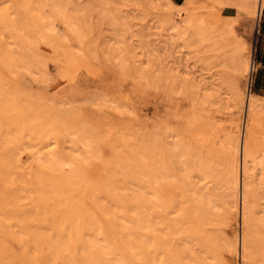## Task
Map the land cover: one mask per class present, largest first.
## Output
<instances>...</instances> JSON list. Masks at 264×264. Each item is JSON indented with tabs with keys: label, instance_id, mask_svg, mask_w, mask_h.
<instances>
[{
	"label": "bare ground",
	"instance_id": "6f19581e",
	"mask_svg": "<svg viewBox=\"0 0 264 264\" xmlns=\"http://www.w3.org/2000/svg\"><path fill=\"white\" fill-rule=\"evenodd\" d=\"M32 1L34 2H31V5L28 3L27 5H30L31 9L34 6L32 4L35 3L34 11L37 18L36 15L32 18L37 24H32L37 25L34 33L38 39L34 38V40L33 37L27 36L28 34L26 35L25 32L28 29L21 27L18 24L19 21L9 20L10 27L7 29V34L11 40L13 39V42L22 44L27 37V41L32 39L36 43L39 39L43 41L47 38L48 41L49 35H53V33H56L55 35L60 38V32L57 34L58 29L56 31L55 28L56 20L60 21L69 33L74 34V37L79 40H76L77 42H80V38L83 34L85 35L86 30L89 33H86L87 36L93 29L96 32L98 30L93 28L91 23L94 19L91 17L92 11L99 20L101 17L102 19L107 17V14H101L104 10L102 0ZM189 1L186 0L184 6L179 7L175 3L170 5L167 2V8L171 10V13L166 16L167 24H169L168 34L182 38L191 49L196 47L195 55L196 61L200 65L199 68L210 74L211 80L208 82L209 78L202 77L201 73L198 76H190V73L186 71L175 72L169 63L171 53L168 50V43L161 44V53L160 47L158 49L145 37V39L140 38L141 40L138 41L139 55H142L143 59L144 56L147 59L154 89H161L166 96L165 99L171 101L176 94L182 93L189 98L188 101H191L189 107L191 109L198 105L206 107H216L217 105V107L223 106L229 110L234 109L240 114L242 123L231 125L223 133V136L217 139L212 136L206 137L203 123L201 124V120L197 118L200 123H197L200 125L199 128L193 129L194 132L192 131L185 140L182 134L172 127H166L168 130L170 129V134H163L164 132L155 127L147 130L143 126L144 123H141L135 153L138 152L136 155L138 172L136 173L141 192L140 195H136L137 197L134 196L135 200L131 198L133 203L136 202L135 205L138 203L139 206L136 205L135 208L136 210L139 208V212L137 211L138 213L135 214L136 210L133 204L128 207L132 208L134 214L131 210H129L131 212L127 210L128 214L132 215L133 226H130L131 224L124 225L125 223H121L123 221L120 222V215L123 220L125 218L122 212L123 207L118 206L119 208L116 209H113L112 205L107 207L110 203L108 200V204H102L104 206L103 214L106 215L102 214L104 218L102 220L103 222L105 220V224L108 222V225L105 227V224L99 223L98 220H101V216L98 214L100 216L98 219L97 215L94 217L92 212L97 201L93 200L95 197L92 195L91 186L85 183L79 175H74L77 172L70 169L74 164L72 163V165L64 155H55L53 151V153L47 154L45 160L41 162L43 164L35 161L40 176L38 183L34 184L33 180H29V171L25 170L18 157L13 156L16 151L12 150L9 151L12 154L8 153L6 148L13 142L9 139L7 142L10 134L9 137L5 135L6 139L4 138V140L6 141H0V223L15 222L14 224L18 223L16 226L20 227L19 223L22 221L28 223V219L44 221V219L52 220L54 218L61 222L69 220V223L71 221L72 224L77 225L76 230L81 231V238L78 235L80 241L77 240L83 247L76 250L73 247L71 249L67 246V241L64 243L61 240L62 237L58 238V241L60 240L58 242L56 238L52 239V236L50 238L47 235L49 237L46 239H50L46 245L52 248L49 252L43 254L40 249L41 254H36L37 252L29 254V251H27L28 254H10L12 250L9 251L10 253L0 252V264H264V134L260 138L259 150H256L247 138L249 125L247 119L255 120L264 109V101L259 93L250 90L252 70L256 66L254 67L253 58L245 44L246 39L244 40L235 30L238 23L242 24L243 19L256 18L257 20L260 17L264 10V0H213L210 10L214 12V15L222 16L220 22L207 21L201 12H193L190 9ZM207 7L204 5L202 8L207 10ZM225 9L227 11L234 10L235 14L221 15L222 10ZM5 15L7 14L0 13V24L2 20L4 21ZM110 15H108L109 20L114 23V26L124 24V17ZM125 22L128 23L126 20ZM90 23L93 29L90 27ZM126 27L127 29L124 28V30L127 31L129 27ZM88 28L92 30L88 31ZM83 30H85L84 33ZM65 37L67 38L64 35ZM92 40L89 42L94 43L96 39ZM33 41L32 43H34ZM40 43L42 44V42ZM93 43L92 45L87 43V46L94 47ZM46 44L49 43L46 42ZM101 44L103 41L97 44L98 48L95 46L99 51L98 45L102 46ZM108 45L109 43L107 45L105 43L104 47L100 48L105 57L111 58L110 50H104L109 47ZM16 47L18 48L14 51L16 48L13 49L6 45L2 63L13 66L16 58H19L20 61L22 50L19 45ZM79 48L81 49V47ZM24 51L26 50L23 49V53ZM92 52H94V48ZM1 54L3 55L2 52ZM92 56L95 57L94 54ZM92 56L90 55V57ZM138 73L141 71L138 70ZM172 107L174 106L172 105ZM10 127L8 129L13 128L12 131L15 129L18 133L25 132L24 124L21 122L16 124L15 121V124L13 122ZM79 130V135H85L82 134L81 128L76 132L79 133ZM43 144L45 145V143ZM87 146L89 145L87 144ZM17 150L19 151L18 148ZM136 156L134 160H136ZM177 172L179 173L177 174ZM77 188H79L78 195L70 194V189ZM113 188H116L115 185ZM115 190H113L114 193ZM129 199L123 200L124 203L127 200V203L130 204L131 200L129 201ZM112 200L114 199L112 198ZM127 203L126 205H128ZM96 207L98 209V206H94V210ZM131 219L125 218L127 221L124 222L127 223ZM232 219L237 225V230L229 234L226 228L222 230L220 227H227ZM66 221L65 225L68 223ZM71 223L70 225L73 227ZM117 224L122 226L120 227L122 229L116 228V230L119 229L118 239L122 245L120 249L116 246H109L107 241L106 245L105 240L101 241L98 237L102 232L107 233L105 228L111 229L112 225L117 227ZM101 227H105L102 229L103 231L100 230ZM4 230L6 229L4 228ZM66 232L63 235L67 234ZM116 232L118 233V231ZM10 233L12 232L10 231ZM85 233L92 237L86 239ZM41 237L40 239H42ZM74 238H76L75 235ZM101 238L105 239V236ZM43 243H45V239ZM39 246L40 244H38ZM53 249L54 251L51 253ZM32 251L30 252L32 253ZM223 252L227 253L230 258L236 257L237 260L234 259L233 263H231L232 261L229 263L230 258H225ZM60 256L62 260L61 258L59 260Z\"/></svg>",
	"mask_w": 264,
	"mask_h": 264
},
{
	"label": "rangeland",
	"instance_id": "374dc122",
	"mask_svg": "<svg viewBox=\"0 0 264 264\" xmlns=\"http://www.w3.org/2000/svg\"><path fill=\"white\" fill-rule=\"evenodd\" d=\"M79 1L81 2L82 0ZM102 1L104 3L102 6L104 10L101 14H107V17H104V19L101 17L99 20L96 18L97 16L93 11L91 16L94 18L91 22L93 28H97L98 33L91 27L92 24L90 23V27L93 30L88 28V31L92 30L90 31L91 34L88 35L89 37L87 36V34H89L87 30L86 32L83 30L85 35L83 34L82 38H80L81 41L77 42L79 40L74 37V34L69 33L66 27H64L60 21L56 20L55 28L56 31L58 29L57 34L60 32L59 35L62 39L60 40V38L55 35L56 33H53L54 36L50 34V39L48 38L47 41V38H45L43 42L40 39V41H37L38 38L34 33V29L37 25L35 26V24H32L36 23L34 21L35 19L32 18L36 15L34 11L35 3L32 4L34 6L31 7V9L29 6L31 2L34 1L0 0V13L7 14L4 16L5 19L2 17L5 24L3 20L0 24V131H3L0 132V141H6L4 140L6 137L5 135H7V137H9V134L11 135L10 138H7V142L9 139L14 145L11 143L6 149L8 153L11 154L12 152L9 151H16L13 156L20 159V163H22L25 170L29 171V180H33L34 184L38 183L40 176V174H38L39 172H37L39 170L36 166V162L43 164L41 162L45 160L47 154L50 152L53 153V151L55 155H64L71 164H74H72L73 166L70 168L77 172L74 175H79L84 179L85 183L91 186L92 195L95 197H93V200L96 199L95 201H97H94V206H98V209L96 207L97 210H94L93 206L92 212L95 215L94 217L97 215L96 218L98 219L101 216V220H98L101 225L105 224V220L104 222L102 220L104 219L103 215L106 216L103 214L102 208H104V206H102V204H108L109 201L110 203L107 207L109 205H112L113 209L119 208L118 206L123 207V215L128 220L132 217V215L130 216V214H128L132 211V208L128 206L133 204L135 208L136 205H138V203L135 205L136 202L133 203L132 201L133 199L135 200L141 192L136 173L138 172V160L136 156L138 152L135 154L138 145L137 139L140 135L139 129L142 126L141 123H144L143 126H145L147 130L154 129L155 127L164 132L163 134H170V129L168 130L166 127H172L175 131L182 134L184 140L187 139L193 129L197 130L199 128L200 125H197V123H203L202 125L206 137L212 136L217 139H220L231 125L242 123L240 114L234 109L229 110V108L225 109L223 106L217 107V105L216 107L218 109L215 106L214 108L213 106L206 107L202 105L194 106L193 109H191L189 108L191 101H188L189 98L185 94H176L174 98L172 97L173 101L171 99V102L169 101L170 99H165L166 96L161 89H154L148 61L145 59V56L143 59V56L139 55L140 49L138 41L144 37L149 42H152L155 47L157 46L158 49L160 47L159 51L161 53L162 45L164 43L169 44L168 50L171 53L169 63L171 67L174 68L175 72L186 71L190 73V76L202 74V77L204 76L206 79L210 77V74L205 73L204 70L199 68L200 65H198L195 55L197 52L196 47L191 49L182 38H177L176 35L174 36L173 34L169 36L168 34L169 24H167L166 16L171 13V10L167 8V2L170 5L175 3L177 7H179L184 6L186 0ZM212 2L213 0H190V9L193 12H201L204 19L207 21L214 22L216 20L220 22L222 16H216L214 12L210 10L213 4ZM25 3L26 5L27 3L30 5L26 6ZM204 5L208 6L206 8L207 10H203L202 7H204ZM66 8L69 9V7ZM110 14L122 16L128 23L124 20L123 25H118L116 27V25L114 26V23L109 20L110 17L108 15ZM227 14H235V11L231 9L228 11L227 9L222 10L221 15L225 16ZM35 17L37 18V15ZM9 20H13L14 22L19 21L18 24L21 25V27L28 29V31L25 32L26 35L28 34L27 36L33 37L32 39L37 38L36 41L38 43L34 42L32 39L30 40V38L29 40L31 42L27 41L28 37L22 44L16 41L13 42V39L11 40L7 34V29L10 27ZM248 20L249 19H243L242 24L240 22L236 25L235 30L244 40L246 39L245 44L253 58L254 67L256 66L252 70L250 90L260 93L261 99L264 101V10L257 20L256 18ZM126 26L129 27L127 30L128 32L126 31ZM124 28L126 29L124 30ZM63 34L67 36V38L65 37L66 39ZM97 35L100 36L97 37ZM67 39L69 40L66 41ZM92 39H96L94 43L92 42L94 47L90 46L92 43L89 41ZM32 41L34 43H32ZM102 41V46L98 45L99 51L97 49V44ZM40 42H42V44ZM46 42L51 45L48 44V46ZM87 43H90V45L87 46ZM105 43L106 45L109 43L108 46L110 48L106 47L104 50H110L111 58L109 56L105 57L104 53L101 52V48L104 47L103 45H105ZM81 44L82 46L85 44V47H82ZM6 45L11 46L13 49L16 48L14 51L17 50L18 47L16 46L19 45L22 50L20 55H23V58L20 56V61L19 58H16L17 60L15 59L16 61L13 66H8L7 64L6 66L2 63ZM75 46H77L78 49H76L77 47ZM79 47H81V49ZM93 48L95 53L92 52ZM23 49L27 52L24 51L23 53ZM91 53L94 54L95 57H93ZM90 55L92 57H90ZM140 57L142 58L140 59ZM138 70H140L141 73H138ZM207 80L209 82L211 78ZM172 105L174 107H172ZM197 118L201 120L200 123ZM15 121L16 124H20V122L24 124L25 132L22 131L18 133L15 129L12 131L13 128L8 129L11 128L10 126L13 122L15 124ZM247 122L249 124L247 138L254 148L259 150L261 144L260 138H262L264 134V109L254 121H251L249 118ZM79 128L85 131H82V134L85 135H79L80 130L79 133L78 131L76 132ZM41 142L45 143V145H42ZM87 144L89 146L86 147ZM84 145L85 147H83ZM36 151H38V153H36ZM17 154L18 156H16ZM135 156L137 161L134 160ZM176 168L177 165L175 169ZM178 173L179 172H177V174ZM114 185L116 188H113ZM78 190L79 188L74 190L70 189L69 191L70 194L76 196V194L78 195ZM113 190H115V193ZM112 198L119 205H117ZM124 198H130L129 201L131 198L133 199L130 204L129 202L127 203L126 200L128 204L126 205V203H124ZM137 209L139 210V208ZM127 210L131 211L127 212ZM138 210L135 211V214L139 212ZM132 214H134L133 211ZM120 216V222L123 221L121 223H125L124 225L131 224L130 226H133L132 219L126 223L124 221L127 220H125V218L123 220L122 215ZM28 220V223H26V221L20 222V227L18 225L16 226L18 223L14 224L15 222H11L10 224L0 223V252H11L10 254L17 253V255H20L21 253L28 254L27 251H29V254H35L36 252V254H41L42 252L45 254V252H49L51 248L46 245L51 236L52 239L56 238L57 241L59 237H62L63 239L61 240L64 243L67 241L68 245H66L71 249L72 247L75 250L83 247L78 238L81 235V231L78 229L76 230L77 225L75 226V223L72 224L70 221L73 226L71 227L69 220H67V225L69 224L68 227L65 225L66 220H62V222L56 221L54 218H52V220L44 219V221L39 219H34L33 221L30 219L29 222ZM23 223L24 225H22ZM27 225L29 226L27 227ZM106 225H108V222L105 224V227ZM120 225L121 224H117V227L112 225L111 229L101 227L100 230L105 228L107 233L102 232L99 234V239L101 241L105 240L104 243H106V245L107 242H109V246H116L120 249L122 247L120 239H118L119 229H122ZM63 227L65 228L63 229ZM118 227L119 229L116 230ZM4 228L6 230H4ZM220 228L222 230L226 228L227 230H225L231 234L233 231L237 230V225L232 219L227 227ZM10 231L12 233H10ZM64 231L70 236H66V238L65 235L67 234L63 235V233H65ZM115 231H118V233H115ZM86 234L87 233H85V235ZM47 235L50 236L49 239H46L49 237ZM74 235L76 238H74ZM103 236H105V239L101 238ZM85 237L89 239L92 236L86 235ZM33 238L36 240L34 241ZM44 239L45 243H43ZM71 240L73 241L70 243ZM58 242H60V240ZM1 243L3 246L5 245L4 248ZM38 244H40L39 247ZM60 245L62 246V244ZM39 249L42 252H40ZM30 251H32V253ZM52 251H54V249L51 250V253ZM223 253L225 254V258H230L227 253ZM58 258L62 260L61 256ZM234 259H236V257H231L228 260L229 263L231 261V263H233Z\"/></svg>",
	"mask_w": 264,
	"mask_h": 264
},
{
	"label": "crops",
	"instance_id": "0c3cea01",
	"mask_svg": "<svg viewBox=\"0 0 264 264\" xmlns=\"http://www.w3.org/2000/svg\"><path fill=\"white\" fill-rule=\"evenodd\" d=\"M258 93V92H257ZM260 94V93H259Z\"/></svg>",
	"mask_w": 264,
	"mask_h": 264
}]
</instances>
